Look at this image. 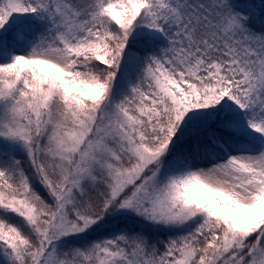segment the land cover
Instances as JSON below:
<instances>
[{
  "label": "snow or ice",
  "instance_id": "6c2138e0",
  "mask_svg": "<svg viewBox=\"0 0 264 264\" xmlns=\"http://www.w3.org/2000/svg\"><path fill=\"white\" fill-rule=\"evenodd\" d=\"M0 264H264V0H0Z\"/></svg>",
  "mask_w": 264,
  "mask_h": 264
}]
</instances>
